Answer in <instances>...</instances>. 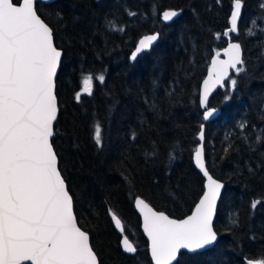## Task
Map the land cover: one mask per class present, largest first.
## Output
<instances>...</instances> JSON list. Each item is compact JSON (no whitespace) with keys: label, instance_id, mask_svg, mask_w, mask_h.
<instances>
[{"label":"trees","instance_id":"trees-1","mask_svg":"<svg viewBox=\"0 0 264 264\" xmlns=\"http://www.w3.org/2000/svg\"><path fill=\"white\" fill-rule=\"evenodd\" d=\"M262 3L243 0L238 32L229 36L223 34L230 28L232 0L36 4L63 53L55 81L58 116L52 143L73 196L78 225L89 234L100 264H152L133 206L135 197L170 217L191 212L203 192L204 179L192 159L201 125L205 165L225 185L213 225L219 238L205 251L181 252L174 264H247L264 259V143L253 144L256 150L250 151L240 139L247 134L254 141L264 129ZM167 8L181 10L169 24L160 19ZM128 10L137 15L128 16ZM113 18L126 26L124 32L109 30L106 21ZM154 32L159 34L157 43L130 59L137 39ZM228 40L241 45L245 71L233 72L215 90L208 107L218 114L205 122L199 87L211 56ZM101 74L103 84L95 79ZM87 75L93 76L92 94L82 93L77 101ZM231 79L237 81L235 88ZM245 121L242 133L238 125ZM97 123L102 147L94 141ZM230 142L234 150L225 155L223 149ZM255 200L262 203L253 209ZM109 209L137 247L135 254L122 251V234Z\"/></svg>","mask_w":264,"mask_h":264},{"label":"snow or ice","instance_id":"snow-or-ice-1","mask_svg":"<svg viewBox=\"0 0 264 264\" xmlns=\"http://www.w3.org/2000/svg\"><path fill=\"white\" fill-rule=\"evenodd\" d=\"M37 3L38 0H0V264H100L90 246L89 234L78 226L73 196L52 143L58 114L55 78L63 53L54 44L53 28L38 15ZM242 3L243 0H232L231 27L224 36L238 32ZM179 14L167 10L162 19L171 21ZM127 15L135 17L137 13L128 10ZM106 26L113 32H124L126 27L117 18L107 20ZM249 34L255 33L249 29ZM157 39L158 35L140 39L132 59ZM225 52L228 61L219 62V67L216 59L212 61L217 80L226 75L228 67L237 73L245 71L239 43H230ZM211 78L210 72L200 97L204 120L217 111L207 106ZM95 79L103 84L105 77L101 74ZM82 84L81 92L75 96L77 101L82 93L92 94L93 76H85ZM236 84V79H231L233 88ZM260 119L264 120V113ZM238 127L243 133L247 122ZM240 139L250 151H255L253 144L264 143V129L254 141L247 134ZM199 140L195 162L207 177V184L192 215L183 220L171 219L164 212L154 211L144 200L135 199V206L143 214V230L150 240L153 264H173L182 249L196 252L217 239L213 216L224 185L209 175L205 165L203 125ZM94 141L98 147L103 146L99 123L94 127ZM230 150H234L231 142L223 151L227 155ZM249 173L254 174L251 167ZM261 203L255 200L251 207L255 209ZM109 212L115 226L123 232L118 215L112 209ZM122 246L127 253L137 251L127 235ZM247 264H264V259L248 260Z\"/></svg>","mask_w":264,"mask_h":264},{"label":"water","instance_id":"water-1","mask_svg":"<svg viewBox=\"0 0 264 264\" xmlns=\"http://www.w3.org/2000/svg\"><path fill=\"white\" fill-rule=\"evenodd\" d=\"M54 1H55V0H38V2H40V3H44V4H49V3H52V2H54ZM96 1H99V0H96ZM18 2H22V0H18ZM18 2H17V3H18ZM167 10H175V9H169V8H167V9H164V10L161 12V14H160V19H161V21H162L163 23H165V24H169V23H171L173 20L177 19V18L181 15V10H176V11H178V12L180 13L177 17L173 18V20H171V21H164V20L162 19V13H163L164 11H167ZM241 10H242V8H241ZM231 11H232V10H231ZM240 16H241V12H240ZM240 16L238 17V21H239V19H240ZM230 21H231V13H230V16H229V24H230V27H231V23H230ZM238 21H237V24H238ZM146 35H158V38H159V34H158L157 32H154V33H148V34L141 35V36L137 39V41H136V43H135V45H134V48L132 49V51H131V53H130V59H132V53L135 51L136 47L139 45V41H140V39H142V38H143L144 36H146ZM157 41H158V39H157L156 41H154V42L151 44V46H150L149 48L143 50L142 52H145V51L149 50L151 47H153V46L157 43ZM230 43H238V42L235 41V40H228L227 44H226L222 49H220L217 53H214V54L211 56V58H210V60H209L208 67H207V70H206V74H205L204 78L202 79L201 84H200V87H199V102H200V97H201V95H202V93H203V91H204V81H205L206 79H209V74H210V72L212 73V78H211V80H210L209 94H208V102H209L210 98L212 97L213 93L215 92V90H216L217 88H222V87L224 86V84L228 81V79H229L231 73H233V72L236 71L235 69H233V68H231V67H228V68H227L226 75H225L222 79L217 80V78H216V71L213 69V66H212V61H213V59H216V60L218 61L217 67L220 66L219 62H226V61L229 60V55L226 54L225 50L229 48V44H230ZM142 52L138 53L137 56H138L139 54H141ZM137 56H136V57H137ZM132 60H133V59H132ZM59 66H60V65H59ZM240 66H241V65H238L237 67H240ZM58 72H59V67H58V70H57V75H58ZM56 78H57V76H56ZM56 78H55V81H56ZM55 93H56V82H55ZM207 106H208V105H207ZM201 108L205 111V109H204L203 107H201ZM209 108H214V107H209ZM215 109H216V108H215ZM216 110H217V109H216ZM217 114H218V111H216V112L214 113V115H213L212 117H210L208 120H204V121H205V122H210V121L214 120V118L217 116ZM57 116H58V114H57ZM54 124H55V122H54ZM203 126H204V125H203ZM198 140H199V135H198ZM202 143H203V159H204V140H203ZM200 144H201V142H200V140H199V143H198L197 147H199ZM197 147H196V148H197ZM195 150H196V149H195ZM192 159H193V164H194L195 168L198 170V172L201 174V176H202L203 179H204V182H203V192H204V191L206 190V189H205V185L207 184V177H205V176L203 175V172L201 171V169H200L199 167H197V165H196V162H195V151L193 152ZM204 161H205V160H204ZM209 175H211V174L209 173ZM211 176H212V175H211ZM212 177H213V176H212ZM213 179H216V178L213 177ZM216 180H218V179H216ZM218 181H220V180H218ZM220 182L224 185V183H223L222 181H220ZM224 186H225V185H224ZM223 190H224V187L221 189V195H222V193H223ZM203 192H202V194L200 195V197L198 198V200L196 201V203L194 204V206H193L191 212H190L188 215H186V216H184V217H182V218H174V217H170L169 215H167V214L164 212L165 215L169 216V218H171V219H177V220H183V219H186L188 216L192 215V213H193V211H194V209H195L196 204L199 202L200 198H201L202 195H203ZM136 198H140V199H142V200H144V199L141 198L140 196L135 197L134 200H133V206H134V209L136 210V212L138 213V215H139V217H140V228H141V231H142V233H143L145 239L147 240V250H148V253H149V257H150V259H151L150 240H149L147 234H146V233L144 232V230H143V214H142V213L140 212V210L135 206V199H136ZM220 198H221V196H220ZM220 198H219L218 201H217L216 210H215V213H214V216H213V225H214V221H215V217H216V212H217V207H218V204H219ZM144 201H145V203H147V204L149 205V207H151L154 211H157V212H163V211L156 210L155 208H153V207H152V206H151L146 200H144ZM110 216H111V214H110ZM112 222H113V225H114L115 229L117 230V232H118L119 234H122V236H121V238H120V246H121L122 251L125 252V251H124V248H123V246H122V239H123V237H124L125 235L123 234V232H121L120 229H118V228L115 226L114 221H112ZM121 224H122V223H121ZM78 226H79V225H78ZM79 227H80V226H79ZM80 228H81V227H80ZM213 229H214V227H213ZM81 230H83V229L81 228ZM83 231H85V230H83ZM214 231H215V230H214ZM218 238H219V236L217 235V239H216V241H215L212 245H210V246H206L205 249H201V250H198V251H196V252H189V251L186 250V249H182L181 252H186V253H188V254H194V253H197V252L205 251V250L210 249L211 247H213V246L215 245V243L217 242ZM129 241H130V240H129ZM130 242H131V241H130ZM89 243H90V238H89ZM90 246H91V244H90ZM181 252H180V253H181ZM125 253H127V252H125ZM180 253H179V254H180ZM127 254H129V255H133V254H131V253H127ZM179 254H178V255H179ZM177 259H178V256H177ZM151 262H152V260H151ZM175 262H176V261H173V264H174ZM24 264H32V262H31V261H26V262H24ZM152 264H153V262H152Z\"/></svg>","mask_w":264,"mask_h":264}]
</instances>
